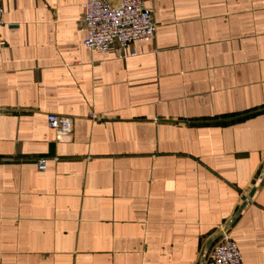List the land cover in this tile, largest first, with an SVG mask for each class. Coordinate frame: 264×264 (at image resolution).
Instances as JSON below:
<instances>
[{"label": "crops", "instance_id": "crops-1", "mask_svg": "<svg viewBox=\"0 0 264 264\" xmlns=\"http://www.w3.org/2000/svg\"><path fill=\"white\" fill-rule=\"evenodd\" d=\"M84 1L0 0V264H200L253 187L228 233L264 264V0H147L104 54Z\"/></svg>", "mask_w": 264, "mask_h": 264}, {"label": "built area", "instance_id": "built-area-1", "mask_svg": "<svg viewBox=\"0 0 264 264\" xmlns=\"http://www.w3.org/2000/svg\"><path fill=\"white\" fill-rule=\"evenodd\" d=\"M147 0H85L82 22L87 31L84 44L93 52L107 53L111 46L123 52L130 44L155 38L157 24L153 12L146 8ZM4 8L0 3V31L4 21ZM47 122L58 140L71 136L73 119L66 115L50 113ZM47 157H39V170L47 168ZM205 264H244L235 239L224 232L211 246Z\"/></svg>", "mask_w": 264, "mask_h": 264}, {"label": "water", "instance_id": "water-1", "mask_svg": "<svg viewBox=\"0 0 264 264\" xmlns=\"http://www.w3.org/2000/svg\"><path fill=\"white\" fill-rule=\"evenodd\" d=\"M264 174V170H263ZM257 187H253V189L250 191L248 197L243 201V203L240 205V207L237 209L236 213L233 215V217L226 223V225L217 231L214 235L210 237L206 244L205 251L208 252L211 248L213 242L218 239L224 232H228L231 226L235 223V221L239 218L241 213L243 212L244 208L248 205L249 200L253 197L254 193L256 192ZM206 255L204 254L201 260L200 264H205Z\"/></svg>", "mask_w": 264, "mask_h": 264}]
</instances>
